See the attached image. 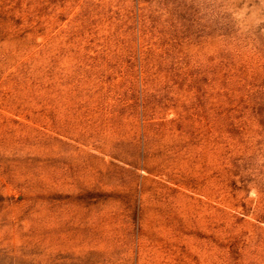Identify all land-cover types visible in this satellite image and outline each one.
<instances>
[{"label":"rangeland","instance_id":"obj_1","mask_svg":"<svg viewBox=\"0 0 264 264\" xmlns=\"http://www.w3.org/2000/svg\"><path fill=\"white\" fill-rule=\"evenodd\" d=\"M0 264H264V0H0Z\"/></svg>","mask_w":264,"mask_h":264}]
</instances>
